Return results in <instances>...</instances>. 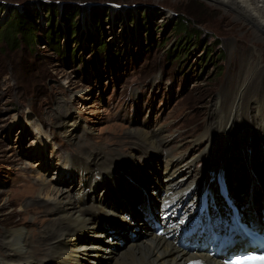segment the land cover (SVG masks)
Wrapping results in <instances>:
<instances>
[{"label":"rangeland","instance_id":"obj_1","mask_svg":"<svg viewBox=\"0 0 264 264\" xmlns=\"http://www.w3.org/2000/svg\"><path fill=\"white\" fill-rule=\"evenodd\" d=\"M50 9L63 36L67 14L79 11L76 35L71 41L62 37L55 49L44 45ZM14 11L33 18L35 41L14 45L1 40ZM181 19L187 21V35L174 29ZM250 70L254 73L249 75ZM244 80L255 99L239 106L237 126L228 136L232 134L234 148H238L236 139L252 137V152L247 154L254 156L252 166L259 171L264 165V141L258 138L260 126L253 118L264 113L255 103L264 101V30L253 21L211 0H0V236L25 229L37 239L54 221L49 213L40 212L38 201L52 200L55 188L73 196L79 185L93 183L96 190L87 196L92 199L109 184L96 174L117 165V172L124 175L122 166L130 160H138L147 178L145 186H156L141 166L153 148L138 139L126 141L127 133L162 134L167 142L161 145L164 154L178 160L186 157L182 164L193 159L192 169L177 174V181L186 176L190 185L195 177L203 178L207 162L203 155L209 146L205 137L213 128L216 140L222 136L237 99H244L245 95L236 93ZM70 117L79 123L72 137L63 129L71 126ZM64 118L68 123L60 125ZM90 150H103L106 158L115 160L102 170L100 164H89L90 171L80 175L73 161L89 163L83 153ZM224 150H230L229 145ZM154 161L146 165L154 166ZM158 164L163 169L166 160L161 158ZM228 168L233 176L236 166ZM241 176L243 182L255 180L253 173ZM134 181V187L143 184L140 179ZM128 183L123 184L131 190ZM119 189L126 197L124 187ZM151 195L155 198L152 190ZM128 197L131 201L123 200L126 211L137 195ZM133 209L137 216L139 211ZM123 218L128 244L132 238L128 231L134 226ZM15 248L22 258L25 249ZM102 252L99 264L111 262L110 255ZM43 259L39 264H52ZM0 264L27 263L0 255Z\"/></svg>","mask_w":264,"mask_h":264},{"label":"bare ground","instance_id":"obj_2","mask_svg":"<svg viewBox=\"0 0 264 264\" xmlns=\"http://www.w3.org/2000/svg\"><path fill=\"white\" fill-rule=\"evenodd\" d=\"M211 1L225 6L226 8L230 7L246 17V19L253 21L264 30V0ZM261 64L260 58L256 60V69L258 71ZM251 68L252 66H250V69ZM253 73L254 70L249 71V75ZM245 80L243 81L244 84L239 83L236 92L240 96L245 95L244 99L243 96L240 97L239 100L237 99V104L234 106L232 114L230 115L229 113V119L224 127L225 132L223 130L222 136L216 140V133L214 131L216 129L213 128L205 137L208 139L209 146L203 155V157L207 159L203 178L204 181L211 180L216 186H218L222 183L225 172L230 170L228 167L231 164L232 166H236L233 176H229V173L227 174L228 180L230 179L231 189L233 191H237L238 188H240L241 191H244V188L248 185V190L251 194L254 196H261L264 194V178H262L264 177V173L262 172V170H264V165L263 168L259 169V171H255L252 166L254 165V156L247 154L248 152H252V137L250 135L247 137V135L246 139H236L238 148H234L236 146H233L231 143L232 134L228 136L232 133V127L237 126L236 122L239 118L236 120V115L241 105L244 104L243 101L249 102V98H251L249 96V92H247L248 85H246ZM253 99L255 98H251V100ZM255 103H257L259 107L258 110H264L263 100L257 99L255 100ZM216 107L218 108V105L215 102L214 108L216 109ZM241 114L244 113H239V115ZM258 115L259 116H256L257 119H253L259 122L258 125L260 127H258V131H260V136L258 138H263L262 141H264V113L260 112ZM69 120L71 126H69V128L66 126L62 127L65 130L66 136L72 137L75 135V131L79 127V123L73 117H70ZM66 122L68 123L66 118H64L60 125H64ZM125 138L126 141L133 140V142L138 139L139 141L137 142L140 144L153 148V150H150V152L143 157L144 163L141 166L145 167L146 172L150 173V177L152 180H155L156 186H153L152 183L149 186H145L144 182L147 178L144 174H142L141 167L136 159L135 161L130 160L122 166L124 169L122 172H125L124 175L117 172V165L109 168L108 171L103 170L100 174H96L98 178L101 176L102 178H105L109 184H106L102 188L101 192L96 193L92 199H89L87 196L88 193L96 190V186L93 183L84 185L83 187L79 185L80 188L75 190L73 196L65 193L64 190H61L60 188H55L53 191L54 196L51 195L54 197L52 200L48 201V203H42L40 201L37 202L40 212L49 213L54 217L53 223L48 228L42 230L41 235H39L37 239L34 238L33 234L31 235V233L25 229L7 231L0 236V246L3 248V250H0V255L4 258H8L9 260L17 259L18 262H24L27 264H39L40 262H44L45 260L43 257H45L46 260L52 264H99L101 263L100 259L102 257L101 255L103 250L105 251L107 257L110 255L109 259H111V262H103L104 264H182L184 261L192 258V255L176 246L174 242L166 240L163 237L161 238V236H156L153 233V229L146 222H138L134 209L133 219L136 220V226L130 222L127 223L128 225H133L134 228L138 226L139 231H137L135 238H128L131 240L128 244L126 243L124 234L121 235V231H126L124 226L125 222L123 221V216L125 217L124 212H126V204L123 200L128 202L131 201L128 196H138L142 194V189H144L148 200L156 201V197L154 196L155 198H153V195H151V190L161 188L158 192V196L164 194V198H168L169 196L166 194L171 192V198L172 196L176 197V193H182L188 187L196 188L201 185L200 179L194 180L190 185H186L189 182V178L186 176H184V181L183 179H180V182L177 181V174L180 175L183 174L186 169H192L189 167H191L190 165H192L193 159L192 161L187 160L184 164H182V158L186 159V157L181 156L178 160L175 157L169 156V154H164V149H161V145L162 143L166 144L167 142L165 137H162V134L157 135L155 133L152 134L145 131H139L136 133L134 132V134L127 133ZM220 140L224 142L223 144H225V146L229 145L230 150H224L225 146H223L221 142H218ZM215 142L217 143V146H214ZM238 142L241 144L239 145ZM261 142L259 141V143ZM244 146L248 149H244ZM222 151L227 155L221 154ZM261 153L263 152L261 151ZM104 154L105 152L103 150H96L94 152L84 151L83 157H86V159H83L90 162L83 164L79 162V160H72L74 165H78H76V168L79 170L75 171H78V174H82L84 176L91 169L89 164L96 166L101 165V167H99L101 170L108 164H112L115 158L112 156L106 158ZM228 156H230V159L233 160L231 163H227L228 160H230L228 159ZM234 156H236V159L232 158ZM161 158L166 160V165L163 169L158 168V162ZM261 159L264 163V155L261 156ZM153 161L154 166L148 167L146 165L147 162H150L149 164H151ZM95 169L98 168L95 167ZM127 170H129L128 174L126 172ZM209 170H213L210 177L208 176ZM244 173H253L255 180L246 179V181L243 182L241 174L244 175ZM258 174L261 177L257 176ZM112 178H115L113 182H111L113 180ZM134 178L140 179V182L143 183L140 184L142 186L134 187L132 185L136 183ZM257 179H260V182H256ZM160 180L163 182L162 185L158 183ZM125 181L130 183L131 190L128 189V186H124L123 183ZM122 186L125 189L126 197L119 189ZM136 188L138 192L133 193V190H136ZM114 193H116L118 199L120 198L119 200L115 197ZM159 198L161 199V197ZM26 208L28 210V207ZM131 209L132 208H129V210ZM103 223L107 226H103ZM115 228L119 229V232L115 231V234L121 235L122 244H118L117 241L114 240L115 238H113L110 242L108 239H105L107 238L108 229ZM130 230H133V228L130 227L129 231ZM32 236L36 240L33 241ZM16 246L20 249H25L22 258L18 255L19 250L15 248ZM37 254H40L42 257L38 258ZM106 255H104V257ZM206 258L212 264H219L215 259L210 258L207 255Z\"/></svg>","mask_w":264,"mask_h":264},{"label":"trees","instance_id":"obj_3","mask_svg":"<svg viewBox=\"0 0 264 264\" xmlns=\"http://www.w3.org/2000/svg\"><path fill=\"white\" fill-rule=\"evenodd\" d=\"M50 6L51 5H46L45 8ZM77 15H79V11H75L74 14L73 13L67 14L68 17L66 18V24H65L66 34L63 36L60 27H55L54 25L53 20H56L55 19L56 17L53 10L50 9L47 13L48 16L47 26H49V30L48 33L45 35L47 41H45L46 43L44 45L53 46L55 49L56 47H59L60 40L62 37L66 38V40L70 39L71 41L77 33L78 24L77 21L75 20V17ZM33 21H34L33 18L28 14L23 13V11H21V13L19 11H14L13 14H11L10 16L9 21L6 23L5 28L1 32L2 35L1 40L6 41L8 43L11 42V44L14 45L20 42L21 40L28 41L29 43L35 41L36 38H34V33L36 30L33 26L35 25V22ZM186 22L187 21L184 19L179 20L174 26L175 31L178 33H185L187 35V30L185 26Z\"/></svg>","mask_w":264,"mask_h":264},{"label":"snow or ice","instance_id":"obj_4","mask_svg":"<svg viewBox=\"0 0 264 264\" xmlns=\"http://www.w3.org/2000/svg\"><path fill=\"white\" fill-rule=\"evenodd\" d=\"M192 264H199L198 261L192 262ZM229 264H264V253L257 255H240L231 260Z\"/></svg>","mask_w":264,"mask_h":264}]
</instances>
